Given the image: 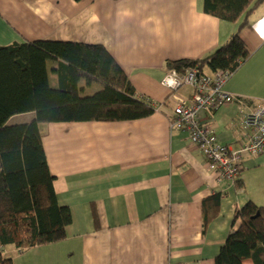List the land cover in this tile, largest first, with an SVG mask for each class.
<instances>
[{"label":"crops","instance_id":"crops-1","mask_svg":"<svg viewBox=\"0 0 264 264\" xmlns=\"http://www.w3.org/2000/svg\"><path fill=\"white\" fill-rule=\"evenodd\" d=\"M239 27L251 54L224 88L242 101L221 109L222 124L219 107L203 113L234 147L244 135L238 110L264 103V2L253 0L229 22L204 13L202 0H0V45L39 38L101 43L139 92L161 103L143 119L40 124L57 199L72 220L60 241L23 253L3 247L13 264H214L238 226L236 207L247 199L264 205V175L256 173V192L246 188V173L263 162L264 151L243 157L244 187L221 177L185 132L169 128L174 97L188 96L190 87L168 96L160 80L166 60L201 58ZM17 115L29 120L33 113ZM215 192L218 213L203 232L202 199Z\"/></svg>","mask_w":264,"mask_h":264},{"label":"trees","instance_id":"trees-1","mask_svg":"<svg viewBox=\"0 0 264 264\" xmlns=\"http://www.w3.org/2000/svg\"><path fill=\"white\" fill-rule=\"evenodd\" d=\"M252 1L202 0V11L235 22ZM240 27L209 54L168 59L165 69L182 73L194 66L200 72L233 74L251 54ZM139 91L101 43L33 39L0 45V264H13L3 247L13 245L23 253L35 245L60 241L72 220L69 207L58 202L40 124L149 117L155 111L152 99ZM27 112L33 113L29 120L9 123L12 116ZM233 179L236 187H244L239 175ZM220 198L215 192L202 199L203 232L217 216ZM237 221L214 264H244L247 259L264 264V205L247 199L236 207L232 226Z\"/></svg>","mask_w":264,"mask_h":264},{"label":"built area","instance_id":"built-area-1","mask_svg":"<svg viewBox=\"0 0 264 264\" xmlns=\"http://www.w3.org/2000/svg\"><path fill=\"white\" fill-rule=\"evenodd\" d=\"M230 76L227 71L200 72L197 67L190 66L182 73L168 70L160 83L171 93L184 85L190 87L188 96L174 97L168 115L169 128L185 132L188 139L198 147L210 169L223 178L233 179L245 155L255 156L264 150V105L242 111L240 126L244 135L238 147L222 142L212 122L203 120V113L225 103L242 101L224 88ZM160 104L152 105L157 110Z\"/></svg>","mask_w":264,"mask_h":264},{"label":"rangeland","instance_id":"rangeland-1","mask_svg":"<svg viewBox=\"0 0 264 264\" xmlns=\"http://www.w3.org/2000/svg\"><path fill=\"white\" fill-rule=\"evenodd\" d=\"M40 39V38H39ZM251 52V51H250ZM206 72V71H205ZM184 88H188L187 86H183V90H184ZM169 98V97H168ZM230 104L231 103H225V104H223V105H221L217 110H219V112H218V115H217V118L219 117L220 118V120H219V123L220 124H222L223 122H224V119L222 118L223 117V114H222V112H221V109H223L224 107L226 108H228V106H230ZM256 107H259V106H255V107H253V108H251L250 110H252V109H254V108H256ZM171 109H172V106H171ZM241 109H245V108H243V107H241L239 110H238V116L239 115H241ZM229 110V109H228ZM230 111V110H229ZM241 112V113H240ZM240 117V116H239ZM28 119V116H26V115H16V117L15 118H12L10 121H9V123H15V122H24V121H26ZM233 122V121H232ZM264 151V150H263ZM263 151L261 152V153H263ZM261 153H259V154H261ZM258 154V155H259ZM255 157H257V155L255 156ZM263 162L262 163H260L259 164V166H256V168H254V169H250V171H248L247 173H246V176H247V179H246V188H247V190L249 191V192H256V186L258 187V185H259V183L260 182H258V176L256 175V173H259L260 175H264V155H263ZM251 173H253V174H255L256 175V177H253L252 176V174ZM263 178H264V176H263Z\"/></svg>","mask_w":264,"mask_h":264}]
</instances>
